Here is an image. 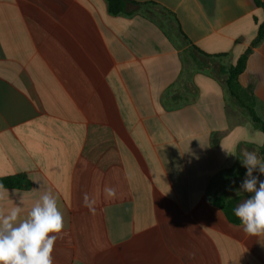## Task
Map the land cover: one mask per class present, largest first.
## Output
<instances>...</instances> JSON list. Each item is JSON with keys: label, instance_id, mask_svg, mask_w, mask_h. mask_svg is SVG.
Instances as JSON below:
<instances>
[{"label": "crops", "instance_id": "obj_1", "mask_svg": "<svg viewBox=\"0 0 264 264\" xmlns=\"http://www.w3.org/2000/svg\"><path fill=\"white\" fill-rule=\"evenodd\" d=\"M131 1L153 6L0 0V179L31 182L0 188V214L20 206L23 219L51 192L64 220L53 264H264V240L216 206L248 198L238 157L262 160L264 134L195 65L203 52L230 67L251 49L238 80L264 122L263 9Z\"/></svg>", "mask_w": 264, "mask_h": 264}, {"label": "clouds", "instance_id": "obj_2", "mask_svg": "<svg viewBox=\"0 0 264 264\" xmlns=\"http://www.w3.org/2000/svg\"><path fill=\"white\" fill-rule=\"evenodd\" d=\"M238 158L247 170L238 194L250 195L234 208V215L245 235L264 240V181L253 175L264 174V160L247 149ZM22 211L17 206L0 214V264H53L54 246L64 228L56 197L46 191L23 219Z\"/></svg>", "mask_w": 264, "mask_h": 264}, {"label": "trees", "instance_id": "obj_3", "mask_svg": "<svg viewBox=\"0 0 264 264\" xmlns=\"http://www.w3.org/2000/svg\"><path fill=\"white\" fill-rule=\"evenodd\" d=\"M256 4L261 7L264 11V1L255 0ZM108 8L110 13L114 15L119 14H131L129 11L131 6L134 7H152V4H138L131 0H107ZM152 5V6H151ZM264 40V23L260 26L258 36L252 43V47H256ZM251 49L242 55L234 65L225 67L215 62V57L209 56L203 52H199L201 59H195V65L199 70L206 69L211 74L217 77L223 78L227 90L230 92L232 97L238 102V104L246 109L254 126L264 134V122L258 117L255 112V98L251 90L243 89L239 84V76L244 72L246 62ZM218 68V69H217ZM262 160H264V146L260 150ZM0 188H12L28 190L31 187V182L26 175L10 176L7 178L0 179ZM216 206L221 208L225 213L226 217L233 223L239 224L240 221L234 215L235 202L226 197L219 198L216 201Z\"/></svg>", "mask_w": 264, "mask_h": 264}, {"label": "rangeland", "instance_id": "obj_4", "mask_svg": "<svg viewBox=\"0 0 264 264\" xmlns=\"http://www.w3.org/2000/svg\"><path fill=\"white\" fill-rule=\"evenodd\" d=\"M218 69V68H217ZM259 173V172H258ZM263 175V177H262V179H263V181H264V174H262Z\"/></svg>", "mask_w": 264, "mask_h": 264}]
</instances>
